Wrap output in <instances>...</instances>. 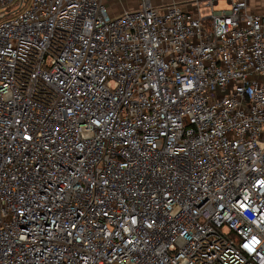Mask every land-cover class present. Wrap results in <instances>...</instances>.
I'll use <instances>...</instances> for the list:
<instances>
[{
  "label": "built area",
  "instance_id": "1",
  "mask_svg": "<svg viewBox=\"0 0 264 264\" xmlns=\"http://www.w3.org/2000/svg\"><path fill=\"white\" fill-rule=\"evenodd\" d=\"M202 4L0 0V264H264V15Z\"/></svg>",
  "mask_w": 264,
  "mask_h": 264
},
{
  "label": "crops",
  "instance_id": "2",
  "mask_svg": "<svg viewBox=\"0 0 264 264\" xmlns=\"http://www.w3.org/2000/svg\"><path fill=\"white\" fill-rule=\"evenodd\" d=\"M204 0H151V3L155 6H161L164 4H169L175 2L181 5L184 9L189 10L197 14V8L203 14L207 13L206 7L203 6ZM235 0H216L214 8H227ZM104 5L106 6L107 11L110 15L118 14L122 9L136 8L138 6V0H132L129 7L124 6L126 0H118V3L114 4L111 0H103ZM220 2L223 3L222 6H219ZM247 9L250 12L264 15V0H246ZM17 6V4H16ZM15 6V8H16ZM15 8L13 10H15ZM199 13V12H198Z\"/></svg>",
  "mask_w": 264,
  "mask_h": 264
},
{
  "label": "rangeland",
  "instance_id": "3",
  "mask_svg": "<svg viewBox=\"0 0 264 264\" xmlns=\"http://www.w3.org/2000/svg\"><path fill=\"white\" fill-rule=\"evenodd\" d=\"M111 1H112L113 5L116 4V3H118V0H111ZM131 1L132 0H126V3H124V6L129 7ZM222 5H223V3L220 2L219 6H222Z\"/></svg>",
  "mask_w": 264,
  "mask_h": 264
}]
</instances>
